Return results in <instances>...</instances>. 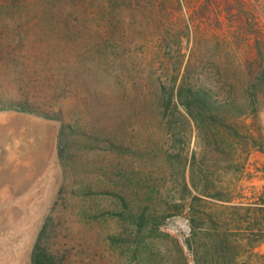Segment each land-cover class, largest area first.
Instances as JSON below:
<instances>
[{
    "label": "rangeland",
    "instance_id": "374dc122",
    "mask_svg": "<svg viewBox=\"0 0 264 264\" xmlns=\"http://www.w3.org/2000/svg\"><path fill=\"white\" fill-rule=\"evenodd\" d=\"M165 6L159 18L132 12L122 48L96 35L72 46L36 32L19 45L13 21L1 18L0 99L27 95L41 115L0 111V264H32L44 224L63 264H214L201 253L216 227L222 172L229 204L264 193V153L251 149L264 148V95L253 113L242 76L247 61L264 60V0ZM190 59L225 85L231 115L244 112L235 122L203 135L177 102ZM255 253L237 263L264 264V245Z\"/></svg>",
    "mask_w": 264,
    "mask_h": 264
},
{
    "label": "trees",
    "instance_id": "16d2710c",
    "mask_svg": "<svg viewBox=\"0 0 264 264\" xmlns=\"http://www.w3.org/2000/svg\"><path fill=\"white\" fill-rule=\"evenodd\" d=\"M168 1L170 0H0V21L3 17H10L13 29L17 30L19 45L26 41L23 38L24 34L36 32L37 38L40 35L50 37L55 42L65 41L72 46L78 45L79 40L86 36L88 38L84 41L88 43L89 37L96 35L98 41L100 40L96 41L97 44L106 46L107 42H114L117 48H122L127 45L125 40H129L126 20L130 18V14L149 9L152 15L159 18L161 11H166L165 2ZM116 7L118 12L115 10ZM1 29L5 32L7 26L4 25ZM157 31L158 37L162 39V35L171 30L166 28ZM35 40L33 38L27 41L29 43L31 41L32 45ZM199 66L191 59L187 61L176 88V99L204 135L208 128L216 126L219 121L233 123L235 122L233 120L244 112L238 111L236 115H231L229 108L235 101H232L225 85V88L218 86L215 78L201 72ZM179 69L176 70V75H179ZM242 76L246 82L245 92L249 107L256 113L257 96L264 95L262 57L247 61ZM172 94L173 91L169 92V99H172ZM33 105L27 95L18 101L9 100L7 103L0 99V111L17 110L41 115L38 108H34ZM244 138L251 141V135ZM251 149L264 153V148L256 142H252ZM221 155L225 154L222 152ZM222 174L224 178L225 172ZM222 178L217 184V192L212 195L220 202L216 227L213 234H207L210 241L209 249H205L201 254L205 258L210 253V259L214 264H238L237 262L244 256L249 260L256 255V248L264 245V193L245 205L229 204L233 197L228 195V188ZM192 184L197 190V185L193 182ZM189 221L192 229L196 228L195 219L190 217ZM233 224L240 228L233 231L231 229ZM48 237V226L44 224L32 248V264H63L48 245ZM191 237H195L193 231ZM230 251L236 253L229 256ZM259 257L264 260V254H260ZM195 259L196 264H203L201 258Z\"/></svg>",
    "mask_w": 264,
    "mask_h": 264
}]
</instances>
